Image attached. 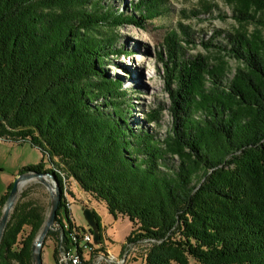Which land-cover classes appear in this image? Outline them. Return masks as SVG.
I'll return each instance as SVG.
<instances>
[{
  "label": "trees",
  "instance_id": "1",
  "mask_svg": "<svg viewBox=\"0 0 264 264\" xmlns=\"http://www.w3.org/2000/svg\"><path fill=\"white\" fill-rule=\"evenodd\" d=\"M235 1L238 23L264 26V0ZM158 5L140 0L134 11L153 19ZM126 25L143 26L101 0H0V131L43 154L19 174L49 172L61 187L75 182L115 219L127 217L123 248L142 246L145 264H264V37L220 30L219 51L239 62L229 79L205 55H186L181 41H195L180 23L183 38L169 36L160 52L172 118L160 138L146 123H158L163 109L134 127L123 81L104 69L108 55L125 54L108 34ZM64 206L62 199L56 219L64 212L71 221ZM45 218L40 204L19 197L0 264H34ZM62 226L45 239L56 241L57 264L59 246L74 244Z\"/></svg>",
  "mask_w": 264,
  "mask_h": 264
},
{
  "label": "rangeland",
  "instance_id": "2",
  "mask_svg": "<svg viewBox=\"0 0 264 264\" xmlns=\"http://www.w3.org/2000/svg\"><path fill=\"white\" fill-rule=\"evenodd\" d=\"M101 1L110 8L134 13L143 24L142 27L126 25L108 34L114 37L115 49L125 54L108 55L104 61V69L110 77L123 81V89L131 102L130 119L134 127L144 125L143 118L150 110L163 109L158 123H146L155 129L160 138L166 137L172 125L169 113L171 100L165 90V68L160 62V52L164 51L169 36L177 32L179 39L183 38L180 23L188 26L190 38L195 41L192 45L187 41H181L186 48V55L199 53L205 55L213 65L222 66L229 79L233 77L239 62L224 51H219L220 44L225 43L223 35L218 34L220 30L249 32L250 35L258 33L264 37L262 23L240 24L236 21L233 16L237 6L235 0H154L159 4V14L153 19L142 17L134 11V6L140 0ZM207 42L213 45L207 48L205 46ZM206 84L209 85V82ZM42 160V152L28 142L17 143L6 138L1 141L0 198L8 190L7 183L16 179L22 167L37 165ZM45 162V168H50L48 159H45ZM21 195H24V199L36 201L44 208L45 216L48 214L51 198L48 188L43 183L35 179L28 181L22 186ZM90 200H75L73 203L74 219L82 228L89 226L84 215V207H90ZM97 208L109 229L103 233V240L98 246H102L105 241L109 252L112 250L115 253L111 252L114 256L121 258L125 252L127 253L124 264H128V261H138L134 264H142V246L128 243L123 248L132 230L131 221L127 217H119L116 220L106 208L102 206ZM28 232L29 228L26 227L24 233ZM55 250L56 241L52 237L47 238L42 248L44 264H56Z\"/></svg>",
  "mask_w": 264,
  "mask_h": 264
},
{
  "label": "water",
  "instance_id": "3",
  "mask_svg": "<svg viewBox=\"0 0 264 264\" xmlns=\"http://www.w3.org/2000/svg\"><path fill=\"white\" fill-rule=\"evenodd\" d=\"M33 179L38 180L48 188L51 198L49 212L46 215L44 224L37 238L35 239L32 248L34 264H44L42 254L43 243L49 231L52 229L62 200V188L60 186V183L56 179V177L50 174L49 172L29 171L18 174V176L14 180L13 187L9 192L6 204L0 215V244L3 240L5 229L12 213V210L20 197L22 186ZM84 215L89 227L93 231L95 243L99 244L101 242V233L99 231V223L95 218V212L90 207H84Z\"/></svg>",
  "mask_w": 264,
  "mask_h": 264
},
{
  "label": "built area",
  "instance_id": "4",
  "mask_svg": "<svg viewBox=\"0 0 264 264\" xmlns=\"http://www.w3.org/2000/svg\"><path fill=\"white\" fill-rule=\"evenodd\" d=\"M2 121H0V126ZM5 140V137L1 134L0 131V142ZM72 185L69 183L68 195L69 205L73 206L74 199L71 195ZM71 221L67 219L66 216H63L62 212L58 216V219H55V222L52 226L54 231L59 230V224H67L68 237L72 242V237H79L81 240V248L73 249V245L64 247L62 244L59 246L58 253V264H124L125 257L127 253L125 252L123 256L117 257L114 256L110 250H101L94 241V235L92 230L86 229L84 231L78 229V225L71 216ZM63 232H61L62 234ZM60 240H63V235H60Z\"/></svg>",
  "mask_w": 264,
  "mask_h": 264
},
{
  "label": "crops",
  "instance_id": "5",
  "mask_svg": "<svg viewBox=\"0 0 264 264\" xmlns=\"http://www.w3.org/2000/svg\"><path fill=\"white\" fill-rule=\"evenodd\" d=\"M14 182V181H13ZM12 181L11 182H8L7 183V188L9 187V185L11 183H13ZM72 188H73V195H74V200H82V199H87V200H90L92 199V201L90 202L91 205L90 207L92 209H94L101 217V222H102V227H103V233H105V231H109L107 225H106V221H105V218L100 214V212L98 211V206H102L104 208H106L105 204L103 202H99L97 201L95 198H93L89 193L85 192L77 183L73 182V185H72ZM73 208V206H72ZM107 209V208H106ZM71 214L74 218V213L71 209ZM75 220V219H74ZM117 220V219H116ZM76 222V221H75ZM124 243V242H123ZM124 245V244H123ZM100 249L102 248L103 250H106L108 249V245L106 244V242L104 241L103 245L102 246H98ZM110 250V249H109ZM111 252H113L111 250ZM114 253V252H113ZM115 254V253H114ZM120 254V253H119ZM142 259V264H145V261L143 259V256L141 257ZM138 261H135V262H131V261H128V264H134V263H137ZM57 264V262H55Z\"/></svg>",
  "mask_w": 264,
  "mask_h": 264
},
{
  "label": "bare ground",
  "instance_id": "6",
  "mask_svg": "<svg viewBox=\"0 0 264 264\" xmlns=\"http://www.w3.org/2000/svg\"><path fill=\"white\" fill-rule=\"evenodd\" d=\"M0 121H1V119H0ZM68 187H69V182H68V180L65 179L64 182H63V185L61 187L62 188V199H63L64 205H65L64 209H67V210L71 211V206L69 205V197H67V195H68ZM62 214L65 215L64 212H62ZM65 226L67 227V224H65ZM59 228L61 229V232H63L64 229H66L64 226H62V224H61V227H60V224H59ZM72 242L74 243V244H72L73 245V249H80L81 248V240H80L79 237H72Z\"/></svg>",
  "mask_w": 264,
  "mask_h": 264
}]
</instances>
